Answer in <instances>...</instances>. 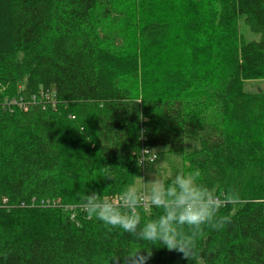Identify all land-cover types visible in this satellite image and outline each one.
<instances>
[{
    "label": "trees",
    "instance_id": "16d2710c",
    "mask_svg": "<svg viewBox=\"0 0 264 264\" xmlns=\"http://www.w3.org/2000/svg\"><path fill=\"white\" fill-rule=\"evenodd\" d=\"M256 80L264 0H0V264H112L132 247H152L147 264H188L82 210L93 191L118 200L141 173L132 149L159 146L238 197L219 212L231 223L204 226L197 264H264Z\"/></svg>",
    "mask_w": 264,
    "mask_h": 264
},
{
    "label": "clouds",
    "instance_id": "9594fccd",
    "mask_svg": "<svg viewBox=\"0 0 264 264\" xmlns=\"http://www.w3.org/2000/svg\"><path fill=\"white\" fill-rule=\"evenodd\" d=\"M139 119L145 117L138 113ZM146 129H140L137 140L146 138ZM136 149H139L137 152ZM158 148H133L132 155L138 167L145 168L160 159ZM202 173L197 169H180L169 181L152 177L144 181L145 190L135 186L125 188L118 200L93 191L81 197L82 210L87 218L101 221L110 232L119 228L140 242L149 245L159 243L169 251L180 253L188 264L199 260L198 239L204 226L222 230L231 223L228 215H220V209L237 200L233 191L217 196L208 186L200 182ZM106 179L113 177L105 169ZM160 209L154 218L143 219L142 213ZM152 256V247H132L123 255L113 258L112 264H147Z\"/></svg>",
    "mask_w": 264,
    "mask_h": 264
},
{
    "label": "rangeland",
    "instance_id": "374dc122",
    "mask_svg": "<svg viewBox=\"0 0 264 264\" xmlns=\"http://www.w3.org/2000/svg\"><path fill=\"white\" fill-rule=\"evenodd\" d=\"M153 8L152 4L151 6H147L146 11L149 16H152V13H154ZM240 31L246 37L247 41L259 39V35L249 29L244 23L243 18L240 23ZM245 90L248 92L264 91V80L247 81L245 83ZM156 148L161 149L160 159L157 160L155 164H148L145 168H140L141 173L135 179L134 186L142 191L145 190L144 181L147 182L148 180H151L152 177L166 180L173 177L178 170L186 169L184 153L172 152L169 150L168 146H159Z\"/></svg>",
    "mask_w": 264,
    "mask_h": 264
}]
</instances>
